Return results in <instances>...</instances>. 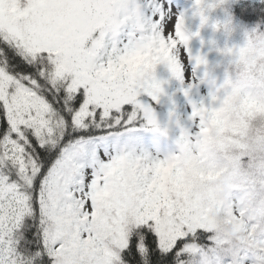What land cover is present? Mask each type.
Instances as JSON below:
<instances>
[{
	"label": "snow or ice",
	"instance_id": "obj_1",
	"mask_svg": "<svg viewBox=\"0 0 264 264\" xmlns=\"http://www.w3.org/2000/svg\"><path fill=\"white\" fill-rule=\"evenodd\" d=\"M238 5L264 16V0ZM165 11L163 0H0V264H217L188 177L122 140L141 121L159 129L140 99L162 95L158 65L185 83L188 38ZM245 41L264 73V30ZM162 44L175 45L167 58ZM145 51L148 66L129 71ZM192 107L190 121L207 118Z\"/></svg>",
	"mask_w": 264,
	"mask_h": 264
},
{
	"label": "rangeland",
	"instance_id": "obj_2",
	"mask_svg": "<svg viewBox=\"0 0 264 264\" xmlns=\"http://www.w3.org/2000/svg\"><path fill=\"white\" fill-rule=\"evenodd\" d=\"M236 1L202 0L197 7L196 0H163L168 28L182 20L188 38L185 83L158 65L162 95L140 99L156 105L146 101L159 129L136 128L122 140L137 153L171 159L177 175L188 177L212 230L217 264H246L249 255L254 264H264V73L239 51L249 31L229 20L227 4ZM99 23L118 27L114 19ZM174 47L162 44L157 55L167 58ZM197 55L202 65L195 64ZM149 58L147 51L132 55L128 70L147 67ZM188 84L195 87L185 96L181 89ZM201 103L207 118L196 124L189 117L193 104ZM158 172L161 179L169 175L167 167Z\"/></svg>",
	"mask_w": 264,
	"mask_h": 264
},
{
	"label": "trees",
	"instance_id": "obj_3",
	"mask_svg": "<svg viewBox=\"0 0 264 264\" xmlns=\"http://www.w3.org/2000/svg\"><path fill=\"white\" fill-rule=\"evenodd\" d=\"M242 5H238V1L227 4L226 11L229 16V20L233 23H237L242 26L246 31L251 32L253 28L259 25L261 30H264V16L262 17H251L241 14L240 8ZM230 23V22H229ZM146 101L149 102L151 106H156L149 98L144 97ZM160 110V108L158 109ZM136 128H151L144 126L143 121H141ZM212 235L209 237L211 239Z\"/></svg>",
	"mask_w": 264,
	"mask_h": 264
}]
</instances>
